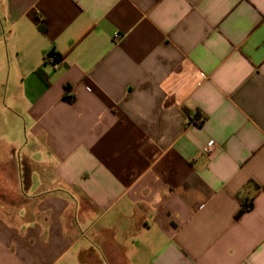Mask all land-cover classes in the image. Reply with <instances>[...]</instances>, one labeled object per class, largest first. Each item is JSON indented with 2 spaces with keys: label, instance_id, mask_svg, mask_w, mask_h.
Here are the masks:
<instances>
[{
  "label": "crops",
  "instance_id": "obj_1",
  "mask_svg": "<svg viewBox=\"0 0 264 264\" xmlns=\"http://www.w3.org/2000/svg\"><path fill=\"white\" fill-rule=\"evenodd\" d=\"M0 264H264V0H0Z\"/></svg>",
  "mask_w": 264,
  "mask_h": 264
},
{
  "label": "trees",
  "instance_id": "obj_2",
  "mask_svg": "<svg viewBox=\"0 0 264 264\" xmlns=\"http://www.w3.org/2000/svg\"><path fill=\"white\" fill-rule=\"evenodd\" d=\"M48 56L53 57L54 58V62L58 63V62L61 61V56L59 54H57V53H54L53 51L51 53H49ZM68 91H69V87L66 86L65 87V92H68ZM64 99L68 100V101L71 100V98L66 97V96L64 97ZM194 118L196 119V122H195L196 125H202L203 118L198 117V115H195ZM240 205L241 206H240V209H239L238 213L236 214V217H239L243 212H245V211H247L248 209L251 208V203L247 202V201H240Z\"/></svg>",
  "mask_w": 264,
  "mask_h": 264
},
{
  "label": "built area",
  "instance_id": "obj_3",
  "mask_svg": "<svg viewBox=\"0 0 264 264\" xmlns=\"http://www.w3.org/2000/svg\"><path fill=\"white\" fill-rule=\"evenodd\" d=\"M45 61H47L50 64H57V62H54V58L51 57V56H47L45 58ZM188 122L195 124L196 119L195 118L189 119ZM213 147H214L213 141H208L207 144H206V146L203 148L202 152L204 154H209L211 152V150L213 149Z\"/></svg>",
  "mask_w": 264,
  "mask_h": 264
}]
</instances>
